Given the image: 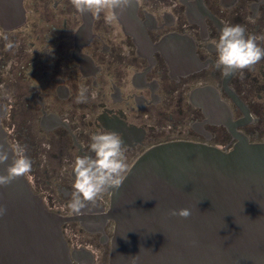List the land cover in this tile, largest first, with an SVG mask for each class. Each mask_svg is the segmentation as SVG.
<instances>
[{
    "label": "flooded vegetation",
    "instance_id": "flooded-vegetation-1",
    "mask_svg": "<svg viewBox=\"0 0 264 264\" xmlns=\"http://www.w3.org/2000/svg\"><path fill=\"white\" fill-rule=\"evenodd\" d=\"M226 25L264 36V0H134L99 15L70 0H22L18 12L0 0L1 123L13 149L26 147L33 191L72 217L62 230L74 264H110L111 190L81 214L68 207L73 164L94 155L92 135L118 134L129 170L161 143L264 142V58L225 76L214 41Z\"/></svg>",
    "mask_w": 264,
    "mask_h": 264
},
{
    "label": "water",
    "instance_id": "water-1",
    "mask_svg": "<svg viewBox=\"0 0 264 264\" xmlns=\"http://www.w3.org/2000/svg\"><path fill=\"white\" fill-rule=\"evenodd\" d=\"M10 2L18 12L22 0ZM5 112L0 102V145L10 164ZM110 190V264H264V142L242 139L230 150L161 143ZM0 206L7 209L0 216V264H74L62 230L72 217L49 211L25 176L0 186ZM180 208L191 216L169 214Z\"/></svg>",
    "mask_w": 264,
    "mask_h": 264
},
{
    "label": "clouds",
    "instance_id": "clouds-1",
    "mask_svg": "<svg viewBox=\"0 0 264 264\" xmlns=\"http://www.w3.org/2000/svg\"><path fill=\"white\" fill-rule=\"evenodd\" d=\"M70 2L81 13L94 11L99 15L105 9L113 13L117 10L124 13L133 5L134 0H70ZM113 18V15L106 16L107 21ZM3 38L7 41L5 49L11 50L14 43L9 41L7 36ZM258 39H264V36H246L242 25L224 26L218 40L214 41L217 52L216 68L222 69L223 74L227 76L235 70L248 69L257 64L264 58V49L258 46ZM86 99V89L82 88L77 101L85 102ZM90 151L94 155L77 156L72 168L74 183L68 207L75 214H81L89 204L96 205L98 199L110 189H118L129 170L123 141L114 132L92 135ZM13 153L12 161L8 164L9 152L0 145V165L7 164L5 172L0 173V186L7 187L32 171V161L26 155L25 146L17 144ZM6 212V207L0 206V216ZM169 214L187 219L192 212L190 208H180L172 210ZM138 258L132 257L133 262Z\"/></svg>",
    "mask_w": 264,
    "mask_h": 264
}]
</instances>
